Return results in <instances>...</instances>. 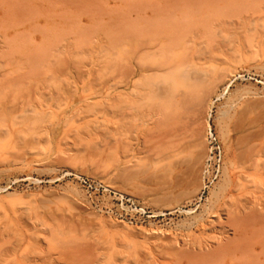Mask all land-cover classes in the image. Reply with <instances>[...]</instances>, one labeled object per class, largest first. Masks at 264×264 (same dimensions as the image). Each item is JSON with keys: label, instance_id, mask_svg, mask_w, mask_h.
<instances>
[{"label": "rangeland", "instance_id": "1", "mask_svg": "<svg viewBox=\"0 0 264 264\" xmlns=\"http://www.w3.org/2000/svg\"><path fill=\"white\" fill-rule=\"evenodd\" d=\"M252 148L264 0H0V264H264V216L237 240L222 190L256 176L264 206ZM78 177L148 215L98 211Z\"/></svg>", "mask_w": 264, "mask_h": 264}, {"label": "bare ground", "instance_id": "2", "mask_svg": "<svg viewBox=\"0 0 264 264\" xmlns=\"http://www.w3.org/2000/svg\"><path fill=\"white\" fill-rule=\"evenodd\" d=\"M145 8H147V7H145ZM149 18L145 14V15H142V16L134 17L132 22H131V35H130V38L134 42L135 54L137 53L136 50H137V45H138V42H139L138 40H139L140 34L142 33V35H145L146 32H147V28H148L147 24L149 25V23H147V22H149V20H150ZM138 57H139V55H138ZM253 148H252L251 151L243 152V154H241L239 156V162L243 163V164L250 163V166H246L247 169L249 167L254 166V168L257 171V175L261 174V173L263 175L264 171H262V170L264 168H263L262 165H264V161H261L260 158L257 157L259 152L258 151L256 152ZM237 162L238 161L235 162L234 169H235V167L237 165ZM183 177H180L181 181H182ZM255 177L249 175V176H246L243 179L242 175L237 177V176H235L234 171H232V172H230L228 174V177L226 179V183L224 184L223 189H222L224 191L223 194L225 193V191H230V190H234L236 192V194H235V196H234V198L232 200V202H234L233 205H234L235 208L232 209V210H230V209H228V210H229V215H234V216L231 217L232 219H230L229 221H230V225L232 226V229H233L232 231L234 232V235H235L237 240H242L244 238L245 234H246V229L247 228H245L246 227V224H245L246 220L244 218L245 216H247V217L252 216L251 217L252 219L253 218H255V219L256 218L263 219V216H264V206H263L262 201L259 198H257V197L254 198V199H250L249 198V194H252V192L249 190L250 187H252V185H249V184L256 183L257 180L255 179ZM184 178L185 179H183L182 182H184L187 179L186 177H184ZM194 178H196V176H193V179ZM179 182H180V180H179ZM182 182H181V184H183ZM247 190H249V191H247ZM223 196L222 197L220 196L219 199L221 200L223 198ZM244 213L246 214L245 216L243 215ZM208 252H209V250H208Z\"/></svg>", "mask_w": 264, "mask_h": 264}, {"label": "built area", "instance_id": "3", "mask_svg": "<svg viewBox=\"0 0 264 264\" xmlns=\"http://www.w3.org/2000/svg\"><path fill=\"white\" fill-rule=\"evenodd\" d=\"M208 136L213 139L212 130H209ZM78 182L85 189L93 207L98 211L129 221H134L135 217L143 218L148 215L144 207L110 189L102 182L85 177H78Z\"/></svg>", "mask_w": 264, "mask_h": 264}, {"label": "crops", "instance_id": "4", "mask_svg": "<svg viewBox=\"0 0 264 264\" xmlns=\"http://www.w3.org/2000/svg\"><path fill=\"white\" fill-rule=\"evenodd\" d=\"M197 142V147L200 149L204 145V135H203V129H202V123L199 120L198 122V132H197V139L193 140Z\"/></svg>", "mask_w": 264, "mask_h": 264}]
</instances>
